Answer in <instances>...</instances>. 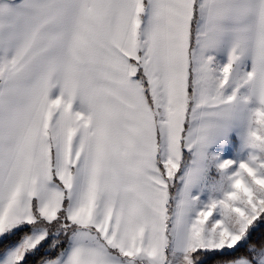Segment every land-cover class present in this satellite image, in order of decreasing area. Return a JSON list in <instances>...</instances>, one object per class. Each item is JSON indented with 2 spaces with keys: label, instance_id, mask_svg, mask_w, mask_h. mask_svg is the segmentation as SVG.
Returning a JSON list of instances; mask_svg holds the SVG:
<instances>
[{
  "label": "snow or ice",
  "instance_id": "1",
  "mask_svg": "<svg viewBox=\"0 0 264 264\" xmlns=\"http://www.w3.org/2000/svg\"><path fill=\"white\" fill-rule=\"evenodd\" d=\"M0 264H264V0H0Z\"/></svg>",
  "mask_w": 264,
  "mask_h": 264
}]
</instances>
